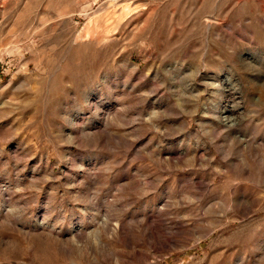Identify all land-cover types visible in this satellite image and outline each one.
Listing matches in <instances>:
<instances>
[{
  "label": "rangeland",
  "instance_id": "rangeland-1",
  "mask_svg": "<svg viewBox=\"0 0 264 264\" xmlns=\"http://www.w3.org/2000/svg\"><path fill=\"white\" fill-rule=\"evenodd\" d=\"M0 60V264H264V0H0Z\"/></svg>",
  "mask_w": 264,
  "mask_h": 264
},
{
  "label": "built area",
  "instance_id": "built-area-1",
  "mask_svg": "<svg viewBox=\"0 0 264 264\" xmlns=\"http://www.w3.org/2000/svg\"><path fill=\"white\" fill-rule=\"evenodd\" d=\"M4 63L0 60V70L3 68Z\"/></svg>",
  "mask_w": 264,
  "mask_h": 264
},
{
  "label": "bare ground",
  "instance_id": "bare-ground-1",
  "mask_svg": "<svg viewBox=\"0 0 264 264\" xmlns=\"http://www.w3.org/2000/svg\"><path fill=\"white\" fill-rule=\"evenodd\" d=\"M229 121V120H228Z\"/></svg>",
  "mask_w": 264,
  "mask_h": 264
}]
</instances>
